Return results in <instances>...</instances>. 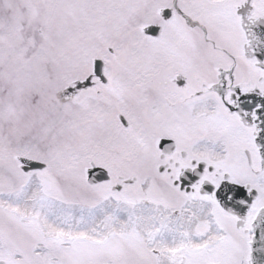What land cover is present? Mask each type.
<instances>
[{"label": "snow or ice", "instance_id": "6c2138e0", "mask_svg": "<svg viewBox=\"0 0 264 264\" xmlns=\"http://www.w3.org/2000/svg\"><path fill=\"white\" fill-rule=\"evenodd\" d=\"M0 264H264V0H0Z\"/></svg>", "mask_w": 264, "mask_h": 264}]
</instances>
